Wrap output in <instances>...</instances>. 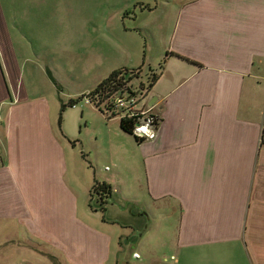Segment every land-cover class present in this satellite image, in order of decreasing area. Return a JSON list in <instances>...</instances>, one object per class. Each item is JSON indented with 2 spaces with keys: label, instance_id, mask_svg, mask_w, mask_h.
<instances>
[{
  "label": "crops",
  "instance_id": "1",
  "mask_svg": "<svg viewBox=\"0 0 264 264\" xmlns=\"http://www.w3.org/2000/svg\"><path fill=\"white\" fill-rule=\"evenodd\" d=\"M1 3L0 264H130L126 243L153 234L160 211L176 220L184 260L200 252L215 264H264V0H129L140 8L130 21L129 6L119 14L130 43L108 37L106 67L77 96L137 68L136 29L151 41L163 30L140 105L159 117L158 137L137 142L83 98L100 112L82 116L89 152L82 134L63 130L65 81L15 29L34 21H7ZM78 143L85 165L74 161Z\"/></svg>",
  "mask_w": 264,
  "mask_h": 264
},
{
  "label": "rangeland",
  "instance_id": "2",
  "mask_svg": "<svg viewBox=\"0 0 264 264\" xmlns=\"http://www.w3.org/2000/svg\"><path fill=\"white\" fill-rule=\"evenodd\" d=\"M143 1L152 7L157 4L161 7L160 2H167L168 0ZM1 2L2 14L7 21L15 20L18 24L34 21L33 24L35 26H16L15 29L20 31L23 28L24 34L29 38V42H33L35 45L40 43L42 49L46 51L45 57L40 59L41 64L56 68L57 74L62 78L63 82L65 81L60 96L61 100H66L64 103L62 102L60 112L65 117L63 130L70 136H75L74 141L82 134L84 141L88 144L86 135L89 131L84 127L82 116L87 118L95 117L100 112L85 104L84 100L79 102L76 107H65L63 109V106L67 105L71 100L80 98L77 94L89 89L90 80L96 76H92L93 73L100 71V68L106 67V61L101 58L105 50V40L118 34L122 36V33L124 37L127 36V39L131 38L129 34L123 32L119 14L123 7L129 6L130 11L125 14V17L127 21H130L128 18H133L134 13L140 12L139 6L136 4L129 5V0H1ZM136 6L137 9H135ZM136 30L135 33L140 38V41L136 40L135 45L140 46L133 52L137 68L132 69L135 71L139 70V72H135L136 75L130 85L134 90L139 91L140 83H144L147 86L149 77V75H146L149 73L148 64L153 63V61L155 64L160 62L155 61V58L161 52L159 42L160 38L164 36V31L160 30L156 41H151L147 37L144 27ZM17 31L16 33L21 34ZM138 31H141V34ZM34 36L39 37L38 42ZM127 43H130V39L127 40ZM86 53L89 54L88 57ZM144 59L145 64L143 65ZM114 60H116V56H112L111 62ZM29 65L32 64L29 63ZM130 69V67H126L127 75L130 74ZM39 88L44 94L45 91L49 92L48 86L41 85ZM138 97L140 101L143 100L140 94H138ZM88 146L90 147L86 148L89 152L91 145L88 144ZM79 151H81V146L78 143L77 150L74 153V161L85 165L86 162L84 160L86 161V159L82 158ZM124 153L126 158L133 157L131 150H126ZM69 155V161L73 163L72 149ZM94 162L97 163L95 160ZM154 222H152V225H156V229H154L153 234H150V232L141 233L142 235L139 237V242L141 243L139 244L138 242L133 244L129 242L128 245L126 243L124 257L125 259H130V264L216 263L213 254L203 255L200 252H197L199 262L189 261L186 258L184 260L182 251L177 250L174 245V232L177 227L176 220H170L164 211H160L156 222ZM147 228L150 231L149 225ZM147 228H142V232L146 231ZM151 244L152 246L150 247ZM141 245H146L147 249L144 251ZM136 252L144 254V261L141 263L135 257Z\"/></svg>",
  "mask_w": 264,
  "mask_h": 264
},
{
  "label": "built area",
  "instance_id": "3",
  "mask_svg": "<svg viewBox=\"0 0 264 264\" xmlns=\"http://www.w3.org/2000/svg\"><path fill=\"white\" fill-rule=\"evenodd\" d=\"M136 73L139 71H135ZM133 81V80H132ZM149 83V82H148ZM128 82L125 86L117 90H106L96 95L95 99L102 100V108L108 117L118 118L121 121L130 120L133 122L132 135L139 141L155 140L159 133V117L152 111L151 107H142L140 105L145 101L148 93V84L144 89L136 91ZM143 83H140L141 85ZM138 94L143 97L140 101ZM88 103L94 105V100L90 97L85 98ZM97 108V107H96ZM98 109V108H97ZM137 256V255H135Z\"/></svg>",
  "mask_w": 264,
  "mask_h": 264
},
{
  "label": "trees",
  "instance_id": "4",
  "mask_svg": "<svg viewBox=\"0 0 264 264\" xmlns=\"http://www.w3.org/2000/svg\"><path fill=\"white\" fill-rule=\"evenodd\" d=\"M130 71V74L127 75L128 71L126 69H121V70H117L115 72H113L112 74H110V76L108 78H106L95 90L91 91L90 93H88L87 95H83L81 96L80 98H78L77 100H71L67 105H64L63 106V109L65 107H72L74 106L75 104H77L79 101L83 100V98H86V97H90L91 99L94 100V105L98 108V110L105 114V111L104 109L102 108V100L101 101H98L95 99V96L96 95H99L101 94V92L105 89L106 90H117L118 88L120 87H123L125 86L128 82H132V80L134 79V76L136 75L135 74V70H129ZM154 81L153 79V76H152V79H150L149 83H148V91L149 89L151 88L152 86V82ZM145 85L144 84H141L140 85V89H144ZM120 125H121V128L132 135V125H133V122L130 121V120H127V121H121L120 122ZM135 139L137 140V142H142V141H139L136 137ZM93 191H95L96 193H99V192H106V193H110V187L106 184H101V185H95L93 187Z\"/></svg>",
  "mask_w": 264,
  "mask_h": 264
}]
</instances>
